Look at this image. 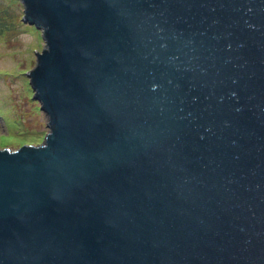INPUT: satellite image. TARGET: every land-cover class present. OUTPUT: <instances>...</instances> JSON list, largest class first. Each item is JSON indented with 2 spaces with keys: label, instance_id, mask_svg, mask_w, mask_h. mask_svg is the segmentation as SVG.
<instances>
[{
  "label": "water",
  "instance_id": "95a60500",
  "mask_svg": "<svg viewBox=\"0 0 264 264\" xmlns=\"http://www.w3.org/2000/svg\"><path fill=\"white\" fill-rule=\"evenodd\" d=\"M48 132L0 146V264H264V0H17Z\"/></svg>",
  "mask_w": 264,
  "mask_h": 264
},
{
  "label": "rangeland",
  "instance_id": "374dc122",
  "mask_svg": "<svg viewBox=\"0 0 264 264\" xmlns=\"http://www.w3.org/2000/svg\"><path fill=\"white\" fill-rule=\"evenodd\" d=\"M17 0H0V146L37 145L48 132L25 73L43 47L40 30L22 22Z\"/></svg>",
  "mask_w": 264,
  "mask_h": 264
}]
</instances>
